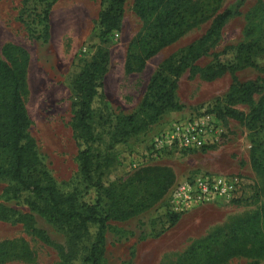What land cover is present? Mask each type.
Masks as SVG:
<instances>
[{"label": "rangeland", "instance_id": "rangeland-1", "mask_svg": "<svg viewBox=\"0 0 264 264\" xmlns=\"http://www.w3.org/2000/svg\"><path fill=\"white\" fill-rule=\"evenodd\" d=\"M25 1L0 0V55L4 57V48L8 44L20 46L28 53L24 102L32 122L30 132L48 170L67 190L78 183L77 155L82 148L71 126L75 99L73 81L84 61L91 59L101 44L98 18L107 0H57L51 9L50 40L47 43L29 33L21 17ZM201 2L206 3L208 11L217 7L216 14L225 9L237 12L223 28L219 42L197 61L200 66L214 61L215 53H221L223 61L232 60L233 51L222 52L229 45L250 40L264 44V0ZM33 3L30 2V7ZM133 3L134 0L126 1L122 30L114 34L108 45L111 55L109 69L104 87L93 103L96 131L104 134L103 151L110 143L109 125L115 123L120 113L129 114L138 109L157 67L199 38L212 22V18L201 22L160 50L147 61L143 71L127 74L128 45L143 26ZM259 63L264 66V57L259 58ZM236 75L242 81L256 80L264 92V70L246 67ZM231 83L230 72L214 80H206L200 75L191 78L188 71L182 74L177 92L184 108L167 112L146 133L116 144L112 149L114 164L108 168L105 179L124 181L145 167L163 166L172 170L174 185L202 174L237 175L241 180L240 192L233 198L197 206L180 214L176 223H171L165 216L166 210L171 209L170 192L165 196L166 205H155L125 220H111L103 264H209L213 251L206 243L214 237L223 241L219 234L222 237L242 234L243 239L248 237L251 241L248 247L258 245V236L264 237V172L255 170L251 161L253 142L264 144V129L252 131L236 119L223 121L213 113L224 127L217 143L193 150L174 148L161 155L152 152L155 134L176 120L192 119L205 113L213 107L217 97L228 91ZM260 96V93L254 95L253 104L242 102L233 107L249 113ZM135 162L136 167L133 166ZM15 186L13 181L0 179V241H6L14 254L2 264H63L62 252L58 248L31 233L26 215H34L37 225L62 245L67 244V233L30 209L31 194L28 191L14 195ZM97 197L96 188L81 194V200L91 204ZM259 229L261 235L252 236ZM90 231V240H93L97 226L91 224ZM89 243L87 241L84 245ZM84 253L82 247L72 264H83ZM255 260L264 264V252L254 256L237 255L220 264H253Z\"/></svg>", "mask_w": 264, "mask_h": 264}, {"label": "trees", "instance_id": "trees-1", "mask_svg": "<svg viewBox=\"0 0 264 264\" xmlns=\"http://www.w3.org/2000/svg\"><path fill=\"white\" fill-rule=\"evenodd\" d=\"M56 1L26 0L22 8L21 17L29 33L46 43L50 40V14ZM126 1L107 0L101 9L98 18L101 44L91 59L84 61L73 81L75 99L71 126L82 148L77 155L78 183L71 189L62 188L50 173L30 132L32 122L24 102L28 53L20 46L8 44L4 48V57L0 55V179L16 183L13 189L16 196L28 191L31 194L30 209L67 233L65 246L39 227L34 215H26L31 233L58 248L62 252L63 264L77 260L82 247L85 248L83 264H103L111 220H125L155 205L167 204L165 196L174 185V174L167 167L148 166L119 182L107 181L105 176L114 164L112 149L116 144L146 133L167 112L184 108L177 92L182 74L188 71L191 78L200 75L206 80H214L230 72L232 83L228 91L217 97L213 107L205 112L215 113L223 121L236 119L252 131L264 129L263 87L256 80L242 81L236 75L246 67L264 70L259 63V58L264 57L263 43L250 40L229 45L222 52L233 51L232 60L223 61L221 53H215L210 64L203 67L197 63L219 42L223 28L237 11L225 9L216 14L217 7L208 11L206 3L201 0H134L133 9L143 21V26L129 42L125 62L127 74L143 71L147 61L160 50L201 22L211 18L212 22L199 38L157 67L138 109L129 114L120 113L115 123L109 125L110 143L103 151L104 134L96 131L93 103L104 87L111 56L108 45L114 34L122 30ZM30 2H34L33 7H30ZM259 93L261 96L249 113L233 107L242 102L253 104L254 95ZM251 161L255 170L264 172L262 142H253ZM90 188L97 189L98 197L94 204L81 200L82 192ZM165 216L171 223H176L181 217L169 209ZM91 224L97 226L93 240H90ZM256 233L261 235L262 230L253 232L252 236ZM219 236L223 241L214 237L206 243L213 251L209 264H220L237 255L254 256L264 252L263 236L257 237V246L250 247L247 244L251 241L248 237L243 239L242 234ZM87 241L89 245H84ZM10 255L14 256L11 247H7L6 241H0V264ZM253 264L260 262L255 260Z\"/></svg>", "mask_w": 264, "mask_h": 264}, {"label": "built area", "instance_id": "built-area-1", "mask_svg": "<svg viewBox=\"0 0 264 264\" xmlns=\"http://www.w3.org/2000/svg\"><path fill=\"white\" fill-rule=\"evenodd\" d=\"M223 132L221 121L210 112L192 119L176 120L153 136L152 152L157 155L174 148L200 149L217 143ZM240 188L241 180L233 174H202L192 180L179 181L170 191V210L183 214L197 206L233 198Z\"/></svg>", "mask_w": 264, "mask_h": 264}]
</instances>
